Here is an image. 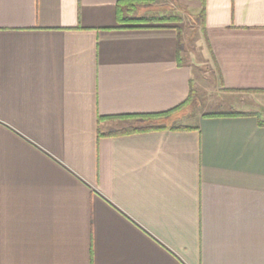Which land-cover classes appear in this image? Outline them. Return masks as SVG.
Here are the masks:
<instances>
[{"label": "crops", "instance_id": "obj_1", "mask_svg": "<svg viewBox=\"0 0 264 264\" xmlns=\"http://www.w3.org/2000/svg\"><path fill=\"white\" fill-rule=\"evenodd\" d=\"M120 1L0 0V264H264V0H182L198 80Z\"/></svg>", "mask_w": 264, "mask_h": 264}, {"label": "rangeland", "instance_id": "obj_2", "mask_svg": "<svg viewBox=\"0 0 264 264\" xmlns=\"http://www.w3.org/2000/svg\"><path fill=\"white\" fill-rule=\"evenodd\" d=\"M132 15L157 17L172 15L180 17L183 22L177 24V26L183 30L184 51L182 52V57L185 60L186 57L184 56L188 54L190 58H193L194 73L196 74L195 78L197 80L202 70L207 75L206 64L198 63L200 60H204L205 57V46L202 33L200 32V23L196 19L195 12L182 0H156L154 3L138 7ZM212 99V110L219 112L229 108V101L226 98H221L219 95H212ZM202 103L204 105L203 101Z\"/></svg>", "mask_w": 264, "mask_h": 264}, {"label": "trees", "instance_id": "obj_3", "mask_svg": "<svg viewBox=\"0 0 264 264\" xmlns=\"http://www.w3.org/2000/svg\"><path fill=\"white\" fill-rule=\"evenodd\" d=\"M156 0H123L120 1L117 5L118 9V22L121 25H125V28H150V27H163L168 25H177L181 24L183 21L178 16H133L138 7L145 6L150 3H154ZM201 16L204 20L205 17V10L202 11ZM183 106V105H182ZM181 108V107H180ZM177 110V109H176ZM173 111L162 113L158 115H146L143 118L147 120H155L159 118H163L171 114ZM208 117H215L219 115H206ZM224 116H243V114H229ZM154 129H161V128H154V127H146V128H133L125 133L122 134H133V133H141V132H148ZM163 129V128H162ZM184 129H192V128H178L177 130H184Z\"/></svg>", "mask_w": 264, "mask_h": 264}]
</instances>
